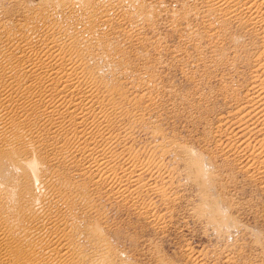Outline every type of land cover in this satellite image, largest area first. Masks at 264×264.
<instances>
[{
	"label": "rangeland",
	"instance_id": "rangeland-1",
	"mask_svg": "<svg viewBox=\"0 0 264 264\" xmlns=\"http://www.w3.org/2000/svg\"><path fill=\"white\" fill-rule=\"evenodd\" d=\"M226 8L213 11L207 0H0V51L10 42L12 58L20 55L12 43L35 49L48 35L62 42L66 32L81 40L67 54L78 53L95 71V90H115L110 98L123 109L111 121L127 141L117 150L146 165L117 197L82 173L81 154L64 158L44 142L42 155L51 162L41 170L64 181L59 195L77 223L74 246L87 256L99 238L116 254L115 264H264V171L260 158L240 152L244 143L257 146L264 133L243 135L238 127L256 121L254 112L240 121L233 114L251 92L263 24H251L248 13L229 15ZM82 9L87 17L80 16ZM79 30L90 32L86 39L95 58L82 46ZM18 83L11 97L33 90L19 75ZM259 86L261 96L253 95L262 97ZM56 94L44 86L32 107L42 109ZM193 160L198 170L189 166ZM17 174L6 162L0 172L5 198L3 188Z\"/></svg>",
	"mask_w": 264,
	"mask_h": 264
},
{
	"label": "bare ground",
	"instance_id": "bare-ground-1",
	"mask_svg": "<svg viewBox=\"0 0 264 264\" xmlns=\"http://www.w3.org/2000/svg\"><path fill=\"white\" fill-rule=\"evenodd\" d=\"M207 3L210 9L216 12H224L226 6H229L232 10L227 12L232 16H236V11L248 13L250 23L263 24L264 31V0H207ZM79 14L81 17L89 15L85 9L80 10ZM97 21L94 19V23ZM78 34L80 36L77 37H82V42L86 43L81 42L82 46H86L85 51L91 56L93 46L89 45L86 39L90 32L79 30ZM73 36L76 35H68L66 32L64 40L59 42L56 37L48 35L47 40L35 49L32 43L31 46L28 43L22 44L24 46L12 43L13 50L20 53L15 58L11 57L14 55L12 51L8 52L7 44L10 42H5V39L9 40V36L6 35L3 40L5 43L2 47L5 52L0 51V172H3L7 162L21 174H17L14 184L3 188L7 189L6 198L10 205L1 191L5 185L0 183V264H86L88 259V264H115L116 254L99 238L94 237L92 255L87 256L84 251L75 248L71 233L77 229V223L68 215L70 205L66 202L67 198L65 195H59L64 190L61 187L64 181L57 179L56 174L47 175L48 172L41 170L51 162L42 155L45 144L48 143L52 145L51 148L53 145L57 146L60 154L65 153L64 158L74 159L76 154H81L85 161L82 173L92 182L108 185V189L117 197H123L129 185H133L139 172L146 166L136 164L133 157L124 150H117L118 147H126L127 143L120 130L114 132L116 129L112 123L115 117L122 113L123 108L119 107L118 101L112 100L111 95H115L113 88L94 89L96 73L81 62L78 53L67 54L76 50L81 41ZM262 39L264 41V38ZM87 45L91 50H87ZM91 57L95 58L94 54ZM257 57L260 64L252 73L253 86L251 85L252 89L249 88L251 92L245 93L243 104L233 113L240 121L254 112L256 121H252L251 125L245 124L244 121V124L239 122L236 125H241L238 128L243 135L264 133V108H259L260 105L264 107V95H253L257 94L256 88H259L260 84L261 89H264V47ZM18 75L25 78L26 87L33 90L24 92L25 95L20 93L11 97L10 91L19 84ZM44 86H51L57 94L46 99L42 109H34L32 106ZM258 96H261V93L258 92ZM28 107L31 112L27 110ZM124 115H127L126 111ZM35 129L40 131L35 134ZM125 129L123 126L121 130ZM256 142L257 146L243 142L240 152L242 151L244 157L248 152L260 158L257 163L260 164L259 169L264 171V136ZM194 161L192 165L187 164L195 171L200 167ZM120 163L122 167H117ZM90 233L93 236L96 232L92 229Z\"/></svg>",
	"mask_w": 264,
	"mask_h": 264
}]
</instances>
